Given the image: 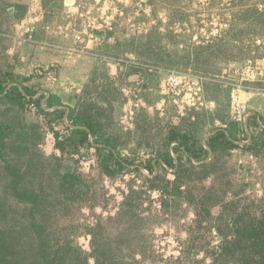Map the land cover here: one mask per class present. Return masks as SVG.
Listing matches in <instances>:
<instances>
[{"label": "rangeland", "instance_id": "rangeland-1", "mask_svg": "<svg viewBox=\"0 0 264 264\" xmlns=\"http://www.w3.org/2000/svg\"><path fill=\"white\" fill-rule=\"evenodd\" d=\"M169 74L199 82L200 104L165 96ZM0 80L36 99L55 94L98 129L93 145L62 152L54 133L72 141L81 127L68 115L52 121L30 102L0 100L9 134L0 144L1 237L27 262L38 256L36 226L52 250L72 249L71 264L264 258L252 236L264 228V0H0ZM234 89L247 131L234 121ZM222 130L234 131V144L222 138L201 161L170 140L187 135L199 152ZM25 192L36 200L23 201Z\"/></svg>", "mask_w": 264, "mask_h": 264}, {"label": "trees", "instance_id": "trees-1", "mask_svg": "<svg viewBox=\"0 0 264 264\" xmlns=\"http://www.w3.org/2000/svg\"><path fill=\"white\" fill-rule=\"evenodd\" d=\"M38 92L34 91L33 89L24 86L22 84L15 85L11 81L6 80H0V100L6 99L9 103H11L13 106L24 108L26 106L27 102L35 103L37 108L42 114L52 116V121H58L61 117L65 116L64 110H54L52 112H49V109H52L56 107V102L62 105L61 101L55 97L54 95H50L48 99L46 100V108L42 106L41 99H44L46 96L42 95L35 98L37 96ZM30 99V100H28ZM40 99V100H39ZM68 118L72 120L74 125L86 127V129H74L71 130V132L74 134L75 139L74 140H60L59 133L55 132L54 136L56 138V147L60 151L64 152L66 149L67 143L73 144L75 147H81L87 144L93 145L90 140L89 136L95 137L98 129L97 126L91 121V120H85L81 119L78 116H75L74 111H70ZM73 118V119H72ZM8 127H5L4 125L0 124V144L4 148L6 143L5 141L8 139ZM235 131V126H234ZM234 131H218L215 135H213L211 138H209L207 142L208 148L215 152L218 147L221 144V139L224 138V140H227L229 143L234 144ZM170 140L172 143L176 144L174 147L175 153L179 154V152H185L186 155L190 159H199L202 160L204 153H209V151L201 146V150H198L199 152L195 151V144H189L190 139L187 135H182L179 132H173L171 134ZM220 142V143H219ZM254 139L252 140L251 144L248 145L249 149H254L255 145ZM96 144V143H95ZM97 146V144H96ZM98 147V146H97ZM104 148L110 149L111 151H114L112 146L110 145L109 141H106L103 145ZM172 158L167 159L164 163L167 166L173 165L175 168L176 165L172 164ZM119 164H121L124 167V163L122 160H119ZM7 169H10V172L15 174V168L7 162L6 165ZM177 170L179 167H176ZM179 171V170H178ZM158 176H155V179H157ZM18 180H21V174L18 173ZM19 184V181L16 183V185ZM15 185V188H16ZM14 186V185H13ZM154 189V188H153ZM156 190V188L154 189ZM158 190V189H157ZM160 191V190H159ZM163 193V192H162ZM37 197V196H36ZM34 194L31 192H25L22 194L21 198L31 200L32 202L36 200ZM24 201V200H23ZM3 217L0 215V225L2 224ZM36 226V225H35ZM37 231H39V236H42V240L40 241V247L37 248L38 256L33 262H27L26 258V251L20 247V244H13L14 240L13 238L10 240L7 237H1V230H0V264H71L72 263V257L73 254L72 249L70 247H66L65 245H59L57 246L56 250H52L49 246L48 239L46 237H43L44 229L39 228L36 226L35 228ZM252 236L255 241V245L259 247L258 252L263 255L264 253V228H260L259 230H255L252 232ZM13 242V243H12ZM241 248V247H240ZM257 250V248H255ZM235 249L232 252L235 253ZM249 264V263H247ZM259 264H264V258H262L261 262Z\"/></svg>", "mask_w": 264, "mask_h": 264}, {"label": "built area", "instance_id": "built-area-1", "mask_svg": "<svg viewBox=\"0 0 264 264\" xmlns=\"http://www.w3.org/2000/svg\"><path fill=\"white\" fill-rule=\"evenodd\" d=\"M248 73H250V70L248 71ZM189 80H191V78L190 79L183 78V77L177 76L176 74H169L163 80L164 83L161 86L162 93L165 96L173 94V98H175L174 103L177 105H179L180 103H187V104H192L193 106H197L201 102V100H199V97H198L201 92V89L199 88V82L194 81V80H191L189 82ZM237 91L239 92V90L235 91L234 89L233 91L234 93L232 94L234 121L236 124L247 126L249 115L246 111V106L243 105L241 101L239 100V96H237L238 95ZM183 93H186L184 95V98L182 100H179ZM29 108L30 109L36 108L38 110L35 103H31ZM241 137H245V134L243 133ZM240 164L245 165L244 161H241ZM152 191H159V190H152ZM159 192L162 193V191H159Z\"/></svg>", "mask_w": 264, "mask_h": 264}, {"label": "crops", "instance_id": "crops-1", "mask_svg": "<svg viewBox=\"0 0 264 264\" xmlns=\"http://www.w3.org/2000/svg\"><path fill=\"white\" fill-rule=\"evenodd\" d=\"M43 93V92H42ZM41 93H39L38 95H40ZM50 95H54V96H57V95H55V94H47L46 95V97L42 100V106L44 107V108H46L47 106H46V100L48 99V97L50 96ZM58 98H59V96H57ZM62 102V105L61 106H56V107H54V108H52V109H49V111H54V110H57V109H60V110H64L65 111V118L67 117V115H69V112L71 111V108H69V107H67L66 105V102H64L63 100H61ZM73 111V110H72ZM76 116V115H75ZM86 129V127H77V128H74V129ZM245 128H246V130H247V126H245ZM74 129H72V130H74ZM248 136H250V135H248ZM211 137H212V134H211ZM210 137V138H211ZM92 138V136H89V139H91ZM249 140H250V138H248ZM209 140V139H208ZM208 140L204 143V145H203V147H205L208 151H209V153H210V149L209 148H207L208 146H207V142H208ZM251 142H252V140H250ZM91 142V141H90ZM250 142V143H251ZM98 146V145H97ZM101 146V145H100ZM212 152V151H211ZM176 165V164H175ZM176 167H178L177 165H176Z\"/></svg>", "mask_w": 264, "mask_h": 264}, {"label": "water", "instance_id": "water-1", "mask_svg": "<svg viewBox=\"0 0 264 264\" xmlns=\"http://www.w3.org/2000/svg\"><path fill=\"white\" fill-rule=\"evenodd\" d=\"M71 128H73V127H71ZM75 128H77V127H75ZM208 148V147H207Z\"/></svg>", "mask_w": 264, "mask_h": 264}]
</instances>
